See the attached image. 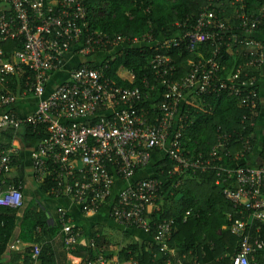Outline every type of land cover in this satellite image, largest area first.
Segmentation results:
<instances>
[{"label":"built area","instance_id":"obj_1","mask_svg":"<svg viewBox=\"0 0 264 264\" xmlns=\"http://www.w3.org/2000/svg\"><path fill=\"white\" fill-rule=\"evenodd\" d=\"M208 2L193 24L184 22L183 27H187L184 33L162 41L163 48L186 42L190 52L208 45L210 54L204 61L190 62L184 78L162 81L165 92L159 106L161 115L150 123L147 115L135 107L145 97L139 88L114 87L109 79L86 64L71 69L68 81L44 96L50 74L64 66L67 54L88 56L124 42L120 36L110 38L101 31L91 30L85 0H0V130L44 129L46 138L29 158L33 182L40 186L49 179L47 195L67 198L83 213L96 212L109 203L112 220L146 235L152 234L160 252L171 256L166 264H182L185 256H176L167 244L175 221L165 219L152 224L147 215L149 207L159 212L155 207L161 200L163 180L147 177L132 181L133 178L149 165L154 150L163 151L173 163L170 176L179 178L188 171H215L216 185L223 197L239 210V218L223 228L240 241L238 252L230 262L257 264L256 256L264 250L260 235L264 228V131L257 140L255 116L258 106L264 113V43L256 37L255 30L264 22V3L255 11L247 7L245 0ZM151 39L146 35L142 40ZM13 42L20 48L7 58L5 46ZM138 42L133 40V44ZM222 50L245 58L244 65L232 69L225 78L221 77L225 71ZM151 65L159 79L169 76L173 68L164 55H156ZM23 68H27L30 77L17 96L7 90V77ZM145 86L148 88L147 82ZM187 92L195 100L231 92L239 107L248 111L242 116V132L231 134L218 130L208 156L190 155L182 144L183 126L179 124L172 131V126L181 121L179 104ZM26 96L38 98L30 116L20 118L8 111ZM247 128L255 130L254 133L246 134ZM233 138L240 145L234 155ZM253 140L260 146V162L242 166L240 161H246L255 151ZM18 154L19 149L12 143L9 147L0 143L2 209L23 207L22 186L11 184L9 178ZM223 159L229 163L222 164ZM73 161H79L82 168L74 170L70 166ZM119 182L128 184L114 195ZM178 185L179 181L174 186ZM189 215L187 211L183 223ZM57 222L66 249H75L80 231L62 208L57 211ZM90 246L93 248L94 244ZM38 255L39 247H34L32 261L36 262ZM87 264L108 262L103 254L97 253L95 261ZM128 264L139 263L130 260Z\"/></svg>","mask_w":264,"mask_h":264},{"label":"trees","instance_id":"obj_2","mask_svg":"<svg viewBox=\"0 0 264 264\" xmlns=\"http://www.w3.org/2000/svg\"><path fill=\"white\" fill-rule=\"evenodd\" d=\"M245 2L247 7L256 11L264 0H245ZM208 4V0H85L86 19L91 30L101 31L110 38L120 36L124 38V42L88 56L77 54L81 60L75 63L72 69L86 64L97 70L103 78L109 79L114 87L139 88L145 97H142L135 107L147 115L150 123H154L155 118H160L159 106L164 100L165 87L162 81H178L184 78L189 72L190 62L204 61L210 54L208 45H200L197 50L190 52L186 42L180 43L177 47L163 48L162 41L184 33L187 30V27H183L184 22L188 20L189 25L193 24ZM178 24L181 25L180 28L177 27ZM263 28L264 22L255 30L256 34ZM146 35H150L152 39L143 41ZM134 39L139 42L133 44ZM19 48V44L15 42L8 43L5 46L7 58ZM222 54L221 62L225 67V71L221 74L222 78H225L232 69L245 63V58L236 52L222 50ZM156 55L168 57L173 67L171 74L162 79H159L152 69L151 61ZM55 73L57 72L51 73L50 76ZM249 73L253 74V71ZM29 77L27 68H23L14 76L7 77V90L19 96ZM68 78L69 74L62 83L67 82ZM145 82L148 83V88ZM8 111L13 113L9 108ZM247 113V110L239 107L238 101L231 92H224L218 97L211 95L196 100L187 92L179 104L181 121L172 126V131L176 130L179 124L182 125L184 150L192 156L197 154L208 156L215 144L217 131L241 133L242 116ZM260 113L262 109L258 106L255 121L258 120ZM247 129L246 134L255 131ZM25 134L32 146L46 138L42 128L35 132L32 128H26ZM14 136L12 129L0 130V143L9 147ZM252 143L257 146L254 140ZM239 150V142L233 138L232 155ZM155 153L157 150L152 152L149 165ZM18 157L20 158L19 155L16 156L13 166L19 162ZM228 163L227 159H223L222 164ZM240 165H246V161L241 160ZM172 168L173 163L166 155L154 165L153 177L163 180V184L160 211L154 214L151 223L165 219L175 221L169 246L176 256H185L182 264H231L230 259L238 252L240 241L228 230L222 231V228L228 227L239 218V210L233 208L223 197L221 188L216 185V172L188 171L178 178L170 176ZM178 181L179 185L175 187ZM12 183L17 185L21 182L20 179H13ZM49 186L50 181L46 179L39 186L40 195L48 196ZM19 211V209L0 208V256L8 252L17 228L19 230L17 239L20 242L40 247L36 262L31 259L34 247L25 248L24 264H57L59 255L54 250V243L67 250L58 222L48 223L46 208H42L40 203L21 211L23 216L18 224ZM187 211H190V215L183 223L182 219ZM254 228L255 225L252 231ZM76 229L79 230L77 227ZM260 235L264 242V228H261ZM147 236L152 242L136 243L122 248L117 253L118 264H128L130 260H135L139 264H166L171 256H164L160 252L159 246L152 240V234ZM94 237L95 234L89 242L96 246ZM80 250L81 252L71 253L82 258L81 264L95 261L96 254L93 253L91 246ZM256 257L257 264H264V250Z\"/></svg>","mask_w":264,"mask_h":264},{"label":"crops","instance_id":"obj_3","mask_svg":"<svg viewBox=\"0 0 264 264\" xmlns=\"http://www.w3.org/2000/svg\"><path fill=\"white\" fill-rule=\"evenodd\" d=\"M257 38L264 43V28L256 35ZM81 60L80 56L76 53L70 52L67 54L64 60V66L62 70L58 71L54 75L50 76V80L47 84V88L44 96H48L55 87L67 79L69 71L73 68L74 64ZM38 98L34 96H26L19 99L14 105H12L9 110L20 118H26L30 116L36 108ZM1 112V111H0ZM264 131V113H262L257 121V129L255 136L257 139L262 137ZM14 138L12 144L19 149L18 163L14 165L9 178L20 179V184L22 186V197H23V207L22 210L19 209L18 217L19 224L23 216L21 211L40 203L42 208H46L47 221L48 223L57 222V211L58 209H64L69 218L71 219L73 225H75L80 231V237L77 240V247L73 250H64L56 242L54 243V250L56 254L59 255L57 264H81L82 258L78 255L72 254L71 252H81V248L88 249L90 247V240L93 234H95L94 239L96 240V246L92 248L93 253H101L106 257L108 264H112L117 261V253L124 247L131 244H140L142 242H152L150 238L140 230L133 228H128L122 226L112 220L109 217L110 206L106 203L101 206V208L96 212L83 213L79 206L67 198H52L51 196L40 195L39 186L36 185L31 176L30 172V154L36 149L37 145L32 146L31 141L26 138L25 129L21 128L14 131ZM259 137V138H258ZM255 151L248 156L246 163L248 165H256L260 162V150L258 141ZM164 152L157 150V153L153 154L151 164L145 169H141L137 172L136 176L132 181L139 179H144L147 177L154 176V165L164 158ZM74 170H79L82 165L79 161H73L70 165ZM128 183L119 182L114 188V195L123 188ZM161 202H157L155 208H159L160 211ZM157 211L153 207L147 209V215L153 220V216ZM229 217V216H228ZM225 227V226H224ZM223 227V228H224ZM222 228V231L224 229ZM19 235V230L16 228V232L13 237V242L11 243L9 250L3 256H0V264H24L23 252L27 247H38V245L20 242L17 238ZM91 238V239H90ZM169 246V241L167 242ZM14 248H11V247ZM40 248V247H39ZM169 249L170 246H169ZM80 250V251H79ZM173 250V249H172ZM209 264V263H207Z\"/></svg>","mask_w":264,"mask_h":264}]
</instances>
